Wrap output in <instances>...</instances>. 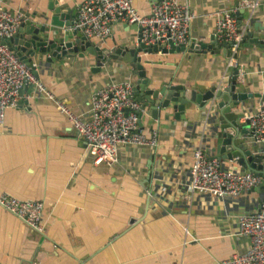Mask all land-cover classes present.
I'll list each match as a JSON object with an SVG mask.
<instances>
[{
	"label": "crops",
	"instance_id": "crops-1",
	"mask_svg": "<svg viewBox=\"0 0 264 264\" xmlns=\"http://www.w3.org/2000/svg\"><path fill=\"white\" fill-rule=\"evenodd\" d=\"M49 1L4 0L10 11L39 23L50 14ZM84 1L59 0L64 10L74 11ZM180 1L195 14L191 37L203 41L214 35L217 14L224 7L238 12L243 2ZM249 1L259 6L243 15L242 25L248 23L255 36L264 37V0ZM154 3L134 0L133 7L146 16ZM124 25L112 26L99 46L137 45L138 32ZM39 58L34 59L37 78L71 111L84 116L89 115L91 96L105 83L136 79L121 59L94 72L95 60L88 54L46 66L37 63ZM237 59L244 90L261 96L248 101V116L257 112L264 96V48H243ZM143 60L148 62L151 88L171 82L204 92L227 85L231 76L222 51L213 56L203 51L153 53ZM195 120L161 118L158 126L146 117L142 131L156 134V146L119 145L117 163L94 166L66 117L34 89L23 87L19 106L6 111L0 126V197L41 201L44 227L40 234L0 207V264H218L243 254L248 242L237 236L238 216L257 208V194L189 197L193 147L205 144L196 139L198 123H188ZM222 165L246 171L235 162Z\"/></svg>",
	"mask_w": 264,
	"mask_h": 264
},
{
	"label": "built area",
	"instance_id": "built-area-1",
	"mask_svg": "<svg viewBox=\"0 0 264 264\" xmlns=\"http://www.w3.org/2000/svg\"><path fill=\"white\" fill-rule=\"evenodd\" d=\"M133 1L85 0L76 9L73 30L87 41L98 45L109 38L113 23L136 25L140 42L146 47L168 48L170 43L175 47H187L192 42L203 41L191 37V24L195 14L187 3L161 0L152 5L149 15L143 16L133 7ZM258 6L256 1L243 0L239 8L253 13ZM236 13V9L224 7L217 14L214 32L218 42L230 45L232 55H238L245 39V31L240 30ZM25 19L28 17L19 11H10L4 0H0V126L4 123L6 111L19 106L21 89L31 87L37 94L51 101L66 117L77 137L85 142L86 155L94 166L117 163L119 145H157L155 133L146 135L139 128L138 112L141 105L133 96V81H110L97 89L90 98L88 116L74 113L56 98L36 77V66H26L4 43L13 37L19 23ZM249 21L250 17L247 22ZM236 62L238 60L231 56L227 67L231 68ZM238 80H242L240 73ZM246 118L251 131L250 144L256 154L264 158V101L256 113ZM262 181V176L253 172L223 167L220 161L209 155L201 143L194 145L188 168L189 197L208 194L217 199H238L244 192L258 187ZM0 207L30 229L43 233L44 204L41 201L1 196ZM238 224L237 236L247 240L248 247L243 254L233 255L218 264H264V205L241 213Z\"/></svg>",
	"mask_w": 264,
	"mask_h": 264
},
{
	"label": "water",
	"instance_id": "water-1",
	"mask_svg": "<svg viewBox=\"0 0 264 264\" xmlns=\"http://www.w3.org/2000/svg\"><path fill=\"white\" fill-rule=\"evenodd\" d=\"M156 3L161 0H154ZM50 14L44 15L42 23L34 20H22L18 28L5 44L14 51L23 63L34 68V59L40 57L37 63L41 66L54 63L55 60L62 61L74 57L84 58L86 54L95 60L94 72H100L102 67L121 59L128 64L134 75L133 96L141 105L138 112L139 128L143 130L145 118L156 122L159 120L187 121V116L196 119L188 122L197 126L198 136L196 139H204V147L208 145V153L217 161L235 162L239 167L248 172L261 175L262 183L251 190L257 194L256 203L264 205V158H260L250 144L249 121L246 118L250 110L248 101L253 98H261L259 94H250L244 90L238 80L239 69L237 62L230 68V79L227 85L212 86L204 92H199L195 86L185 88L180 85H172L164 82L159 88H151V80L147 77L143 55L160 53L163 55L185 52H200L211 56H222L226 61L232 56L238 60L237 54L232 55L230 45L219 44L214 35L208 41L192 42L189 46L183 45L169 47L152 46L146 47L140 42L139 29L136 25L125 28H133L138 32L137 45L125 42L115 44L110 49L101 48L98 44L87 41L79 32L73 30L76 11L63 9L59 0H50L47 6ZM248 10H239L238 23L240 30L245 31V39L239 48L263 49L264 37L255 36L250 25H242V18ZM117 25L113 23V26ZM112 32V31H111ZM75 59V58H74ZM37 77V76H36ZM264 101V96L262 98ZM162 113V114H161ZM152 131L153 128L151 127ZM206 145V147H207ZM206 149V148H205Z\"/></svg>",
	"mask_w": 264,
	"mask_h": 264
}]
</instances>
